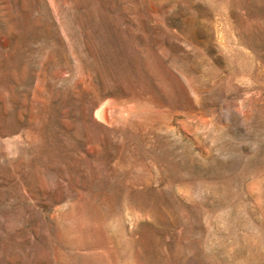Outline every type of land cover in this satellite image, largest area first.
<instances>
[{
  "label": "rangeland",
  "instance_id": "rangeland-1",
  "mask_svg": "<svg viewBox=\"0 0 264 264\" xmlns=\"http://www.w3.org/2000/svg\"><path fill=\"white\" fill-rule=\"evenodd\" d=\"M0 264H264V0H0Z\"/></svg>",
  "mask_w": 264,
  "mask_h": 264
},
{
  "label": "bare ground",
  "instance_id": "bare-ground-1",
  "mask_svg": "<svg viewBox=\"0 0 264 264\" xmlns=\"http://www.w3.org/2000/svg\"><path fill=\"white\" fill-rule=\"evenodd\" d=\"M107 108L103 107L100 112L97 114L100 119H104L107 116ZM105 121V119H104Z\"/></svg>",
  "mask_w": 264,
  "mask_h": 264
}]
</instances>
